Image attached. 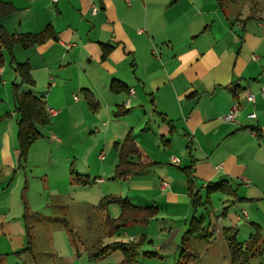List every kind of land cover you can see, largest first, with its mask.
Segmentation results:
<instances>
[{"label":"crops","instance_id":"1","mask_svg":"<svg viewBox=\"0 0 264 264\" xmlns=\"http://www.w3.org/2000/svg\"><path fill=\"white\" fill-rule=\"evenodd\" d=\"M0 1L16 8L0 20L8 33H39L52 25L57 34V40L14 50L15 62H28L35 81V86L22 85L19 92L41 98L55 115L31 146L25 169L15 174L17 115L11 108H0V117L12 111L8 120L0 122V169L5 178L10 177L7 184H0V213L7 228L18 223L19 217L27 219L24 202L29 206L23 197L20 215H13L11 202L2 198L18 175L27 179L29 205L40 210L49 208V197L58 192L50 188V180L64 200L73 189H80L74 188L69 177L74 171L71 164H78L80 175L86 166L82 186L98 185V211L105 215L108 236L143 237L161 250L163 244L175 245L193 216L204 215L199 209L194 215L185 169L201 202L210 201L204 209L213 208L211 224L220 225L210 227V241L220 235L225 239L224 229L245 223L247 238L255 234L256 226L261 229L263 249L264 15L258 14L256 3L246 2L238 12L231 6L235 1L219 6L217 0ZM93 7L97 14H92ZM105 47L109 48L106 55ZM7 62L0 66L5 88L11 80L20 84ZM113 85L120 86L118 92L112 90ZM247 94L255 95L254 103L247 100ZM236 104L235 120L226 121ZM128 136L140 151V156L129 160L142 161L147 167L120 179L115 173L119 163L115 146ZM172 157L180 160L178 166ZM2 168L14 170L10 175ZM36 170L43 173L36 175ZM41 175L45 183L39 180L40 202L33 206L31 184ZM221 181L234 193L209 196V186ZM113 195L127 199L133 212L126 211L124 229L111 234V220L123 213L119 204L105 205V199ZM139 209L154 210V217L146 221ZM218 211L223 212L222 218ZM24 224L28 226L27 221ZM64 224L70 228L68 221ZM129 225L144 227L127 231ZM150 225L165 237L160 246L154 242Z\"/></svg>","mask_w":264,"mask_h":264},{"label":"rangeland","instance_id":"2","mask_svg":"<svg viewBox=\"0 0 264 264\" xmlns=\"http://www.w3.org/2000/svg\"><path fill=\"white\" fill-rule=\"evenodd\" d=\"M246 2H248L250 6L256 3L257 10L260 11L258 14L264 15V0H235L231 6L234 10H238V12H240L242 11V6L245 7ZM228 3L229 1L226 2V4ZM5 57L8 61L7 67L11 70L10 59L7 53H5ZM0 66L4 67L5 63L0 64ZM12 85L13 83L11 80L9 81V85L6 89L0 81V108H11L14 111L15 108ZM11 112L12 111L9 113L12 114ZM185 155V152L181 154L182 160ZM16 162L17 170L15 169V174H17L19 170H24L26 167V165L24 167H19L18 159ZM57 166L59 167V164ZM54 167L55 165H52V168ZM70 167L74 169L73 175L69 173V177L72 181L71 183L74 188L80 189H73V192L68 199L64 200L63 197L60 198L57 195V193H59V188H56L54 183L50 180V188L53 189V191L57 189L58 192H52L51 197H49V208L42 207L40 210L31 208L27 198V179L24 181L23 177H18L19 175L13 180L10 192L6 193V196L5 194H2V198L11 202L13 215L16 213L20 215L23 212L24 208L21 197L25 199L29 206V214L26 220H22L19 217L18 223L15 222L14 224L13 222V224H11L12 228L10 226L7 228V224L4 220H2L3 214L0 213V264H123L125 254L120 249L115 250L109 256L99 260L91 259L89 257V250L99 240H101L102 245H107L114 242L128 244L137 242L143 238L129 239V237L126 238L124 235L109 237L108 233H106L107 228L104 223L105 215L98 211V185H93L92 187L82 186V179L85 178L84 175L86 172V166H82L81 175L78 174V164H71ZM41 168L43 169L44 167L41 166ZM2 169L4 172L5 169ZM13 170L14 169L6 171H8L11 175ZM6 171L4 173H6ZM41 171L38 172V170H36L34 173L38 175V173H43ZM9 178L10 177L5 178L2 174V170L0 169V184H7V180ZM45 179L41 175L39 179H37L34 186L31 184L30 189L34 192L32 193L30 200L33 206H38V202H40V196L36 191L37 186L40 185L39 180L44 184ZM111 186L114 187L113 185ZM205 193H207V190ZM74 203L79 206L75 207ZM212 209L211 211L209 209H204L202 211L199 209L198 211L204 214L205 224H210L211 229H215L220 227V225L218 224L216 226L211 224L210 212L212 213ZM216 214L218 215V218H222L223 212L218 211ZM215 218L218 219L217 217ZM65 220L70 224L69 229L65 227ZM25 221H27L28 226L31 228V238L30 234L29 236L27 234V229L24 224ZM238 225V227H234L238 230V242L245 243L249 240V237L247 238L246 236L247 234L245 235L244 233L243 226L246 224L242 223L241 225ZM142 227H144V225H129L125 229L128 231V228ZM149 228L151 234L155 235L154 242L156 245L159 244L160 246L165 237L159 234V230H156L154 225H150ZM122 229H124V227ZM187 229L188 227L184 230V232H182L183 234H180L177 237L176 242H173L175 245L172 244V242L170 246L163 244V248L161 250H157V246H154L151 241L147 243L145 242L140 252L141 257L137 264H177L180 259L183 264H230V251L228 249L227 242L222 235L218 238L212 239L211 241L210 239L207 241L203 238H199L198 236H194L187 239L182 245V236ZM241 229L242 232H240ZM131 231L135 232L134 230ZM173 233V235L176 234V232ZM29 242L31 243L29 244ZM169 247H171V250L166 252L165 250L169 249ZM173 249H177V251L175 252ZM183 250L186 251L184 254L185 257L183 256L184 258H181ZM187 251H189V253ZM22 253L23 255L18 257ZM146 253H149V255H146ZM193 254H196L198 258L196 259L191 257ZM189 257L191 261L188 260ZM248 264H264V247L250 259Z\"/></svg>","mask_w":264,"mask_h":264},{"label":"trees","instance_id":"3","mask_svg":"<svg viewBox=\"0 0 264 264\" xmlns=\"http://www.w3.org/2000/svg\"><path fill=\"white\" fill-rule=\"evenodd\" d=\"M225 1L233 2L235 0H217L219 6H222ZM16 12V8L10 4L0 1V20L8 17ZM49 40H57V34L54 31L52 25H47V27L39 33H24V34H10L3 27L0 26V64H4L7 60L5 53L8 54L10 59V64L16 75L20 79V84H13V100L15 104L14 112L17 115V142H18V163L19 167H24L27 163L29 156V151L31 146L42 137L41 128L47 126L50 123V116L46 112L45 102L38 97L33 96L31 93L19 92L22 85L35 86V81L31 75V66L28 62L17 63L14 59V50L16 47H21L23 49H29L35 46L42 45ZM109 52V48L105 47V55ZM106 56H103L105 58ZM119 85H113L112 90L114 92L119 91ZM87 99L90 98L88 92H86ZM89 107L94 110L96 106L91 99H88ZM11 116L10 113H6L3 117H0V121L5 120ZM119 151V163L116 166L115 173L116 177L120 179H126L130 173L136 170H142L147 167L141 162L135 164L129 158L133 155L140 156V151L133 141L131 136H128L120 145L115 146ZM188 176L189 183V197L191 205L193 207L194 215L198 209L207 207L210 205V201L206 203L201 202L198 191L196 192L193 180L188 171L184 169ZM73 175V174H72ZM89 184V182H84ZM229 193L232 195L234 193L231 190L227 182L221 181L216 184H212L208 188V195L212 193ZM209 198V197H208ZM105 205L119 204L122 208V215L117 220H111L110 222V233H115L121 230L126 225V218L129 214L126 211H132L133 208L130 207L127 199L113 195L105 199ZM204 204V205H203ZM24 215L26 219L29 214V209L24 202ZM207 210V209H206ZM140 214L143 213V218L146 216V221L154 217V210L152 209H139ZM133 212V211H132ZM148 212V215L146 214ZM69 226V225H68ZM210 224H205V216L200 218H193L188 224V229L182 236V245L187 239L199 236L205 240H209L212 237L210 231ZM27 234L31 238V228L26 226ZM256 232L252 235L246 242L245 247L243 243L238 242V230L235 228H227L223 230L225 240L227 242L230 251V264H248L250 259L254 255L261 251L262 241V231L259 227H255ZM31 242H29L30 244ZM145 244V239L141 238L137 242L132 243H120L114 242L107 245H102L101 241L96 242L89 250V257L93 260H99L105 258L112 254L115 250H121L125 254V260L123 264H137L140 259V252ZM261 247V248H260ZM163 248V247H162ZM161 248V249H162ZM24 251V250H23ZM185 250L182 251L181 258H184ZM189 253V251H187ZM149 255V253H146ZM192 255V253H191ZM184 256V257H183ZM1 257V254H0ZM197 259V255L193 256ZM188 260L191 261L190 257ZM177 264H183L181 259ZM187 264V263H186Z\"/></svg>","mask_w":264,"mask_h":264},{"label":"built area","instance_id":"4","mask_svg":"<svg viewBox=\"0 0 264 264\" xmlns=\"http://www.w3.org/2000/svg\"><path fill=\"white\" fill-rule=\"evenodd\" d=\"M52 1H53V3H57L58 2V0H52ZM126 1L127 2H130V0H126ZM97 11H98L97 8L93 7L92 14H97ZM255 59H256V57H255ZM261 97L264 99V90L261 91ZM75 98L77 99V97H75ZM247 100L249 102H253L254 103L255 100H256L255 95L254 94H247ZM46 112H47L48 116H50V117L53 116V115H55V110H53V109L46 108ZM238 113H239V106L236 104L232 108L231 112L225 117V120L228 121V122L234 121L235 120V117H236V115ZM249 117L255 118V115L254 114H251V115H249ZM172 162L176 166H178L180 164V160L178 158H175V157H172ZM163 186H167V183L164 182L163 183Z\"/></svg>","mask_w":264,"mask_h":264}]
</instances>
